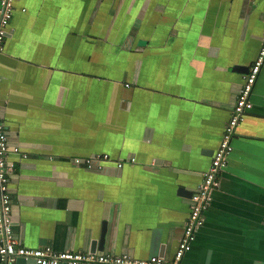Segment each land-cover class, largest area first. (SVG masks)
Instances as JSON below:
<instances>
[{
    "label": "crops",
    "instance_id": "1",
    "mask_svg": "<svg viewBox=\"0 0 264 264\" xmlns=\"http://www.w3.org/2000/svg\"><path fill=\"white\" fill-rule=\"evenodd\" d=\"M263 37L264 0H18L0 104L27 155L19 244L172 259ZM251 101L181 264H264V66ZM94 154L111 161L73 164Z\"/></svg>",
    "mask_w": 264,
    "mask_h": 264
},
{
    "label": "built area",
    "instance_id": "2",
    "mask_svg": "<svg viewBox=\"0 0 264 264\" xmlns=\"http://www.w3.org/2000/svg\"><path fill=\"white\" fill-rule=\"evenodd\" d=\"M18 0H0V55L5 51V41L13 21ZM264 66V37L257 58L244 77L236 104L225 126L223 136L203 181L191 198V205L183 236L174 257L170 260L153 256L140 260L129 254L57 252L51 247L40 249L26 248L19 244L12 230L13 202L10 191V176L15 169L11 156L22 155L19 148L10 147L4 122L2 105L0 104V264H18L20 259L34 264H181L187 252L191 250L197 233L205 224V212L208 210L212 192L220 186L219 176L228 164L233 152V138L244 121L247 112L252 110L251 96L255 84ZM108 154H94L87 157H76L73 164L88 170H102L106 162H110ZM135 162V159H132ZM124 163H118L122 168Z\"/></svg>",
    "mask_w": 264,
    "mask_h": 264
},
{
    "label": "water",
    "instance_id": "3",
    "mask_svg": "<svg viewBox=\"0 0 264 264\" xmlns=\"http://www.w3.org/2000/svg\"><path fill=\"white\" fill-rule=\"evenodd\" d=\"M253 104V103H252ZM251 111V110H250ZM102 239H103V237H102ZM101 239V242H103V240ZM101 245V244H100ZM94 252H96V250H94ZM23 261H25V260H23V259H20L19 260V262H23ZM30 263H34V262H30Z\"/></svg>",
    "mask_w": 264,
    "mask_h": 264
},
{
    "label": "bare ground",
    "instance_id": "4",
    "mask_svg": "<svg viewBox=\"0 0 264 264\" xmlns=\"http://www.w3.org/2000/svg\"><path fill=\"white\" fill-rule=\"evenodd\" d=\"M195 241V240H194Z\"/></svg>",
    "mask_w": 264,
    "mask_h": 264
}]
</instances>
